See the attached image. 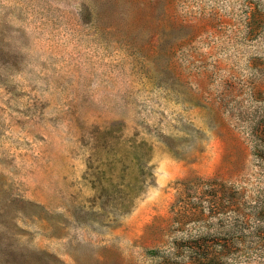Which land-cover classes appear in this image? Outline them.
I'll return each mask as SVG.
<instances>
[{"label": "rangeland", "instance_id": "rangeland-1", "mask_svg": "<svg viewBox=\"0 0 264 264\" xmlns=\"http://www.w3.org/2000/svg\"><path fill=\"white\" fill-rule=\"evenodd\" d=\"M0 264H264V0H0Z\"/></svg>", "mask_w": 264, "mask_h": 264}]
</instances>
